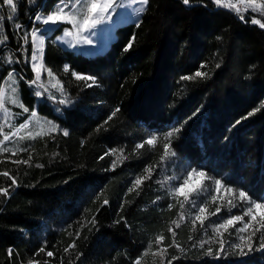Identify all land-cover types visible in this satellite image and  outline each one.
<instances>
[{
	"label": "trees",
	"instance_id": "obj_1",
	"mask_svg": "<svg viewBox=\"0 0 264 264\" xmlns=\"http://www.w3.org/2000/svg\"><path fill=\"white\" fill-rule=\"evenodd\" d=\"M66 2L16 0L8 20L0 0V37L7 36L0 86L10 95L15 87L24 107L56 126L0 152V173H9L0 175V189H8L0 195V264H264L257 250L264 228L252 250L233 247L260 227L256 221L242 233L213 231L246 203L228 194L218 214L211 215L217 205L207 207L202 226L192 223L199 199L193 206L191 196L170 195L179 175L196 169L264 201V29L251 17L264 18L249 10L241 20L208 0H148L137 22L116 27L107 48L88 55L57 43L68 27L61 24L42 32L43 67L33 85L31 37H23L39 29L36 14ZM5 106L23 113L19 123L30 116L7 99ZM138 177L146 178L135 185Z\"/></svg>",
	"mask_w": 264,
	"mask_h": 264
},
{
	"label": "snow or ice",
	"instance_id": "obj_2",
	"mask_svg": "<svg viewBox=\"0 0 264 264\" xmlns=\"http://www.w3.org/2000/svg\"><path fill=\"white\" fill-rule=\"evenodd\" d=\"M29 3H34L35 0H28ZM137 2L141 5L139 8L134 9L137 14L143 13L145 11V6L148 3V0H137ZM184 5L190 6V0H182ZM212 2L217 7H224L229 10H234L239 18L241 20H244L245 17L242 13L247 12L251 10L252 13H258L259 17L264 18V0H212ZM3 5L7 6L9 9V15L7 17L8 20H13L15 18V14L17 12V3L16 0H2ZM79 5V7H78ZM239 5V6H238ZM117 6V0H68L66 3L58 4L54 10L48 12L46 15L39 13L34 16V23L43 24L45 27L43 29L33 28L30 33H26L23 37L24 41L27 43L29 40V36L31 37L33 52L31 59L32 61H36L37 57L39 56L42 60L43 53H44V47H45V36L41 34L48 33L52 30H55L59 27L61 24H68L71 25V29L65 28L63 29L65 36H74L78 43H86L91 44L92 41L89 39L87 35H84L85 33H91L93 29L97 27V25L101 24L102 22L110 19V10L114 9V7ZM120 7H124L123 0H120ZM4 19L3 16H0V22H2ZM251 23L254 25H258L261 29H264V22L260 18H257V16L251 17ZM15 27L17 29L22 28V25L16 24ZM7 40V36L0 37V44H3ZM129 47H131V44H129ZM125 51L128 50V48L124 49ZM9 63H11V59L8 60ZM43 65L41 64L39 67L36 63H33V71L36 72V79L32 80L31 84H36L37 81L40 80V68H42ZM49 77H52L51 70H46ZM65 71H69L68 67L65 66ZM75 78L77 80H84V81H94L95 78L91 76H84L77 73H73ZM196 76H203L204 73L196 72ZM184 79H191V77H184ZM8 82L11 84H15V80L13 78V74H8ZM40 87H43V85H39ZM91 87V85H88ZM17 92V89L15 87H11V95L6 96V87L0 86V112H3L5 117L8 116L9 110L5 106L6 99L11 104L17 105L20 108L23 109L24 112H29L30 117L34 120L35 124L37 125L38 130L33 132H28V136L35 138V136L42 135L45 125H48V130L52 131L56 129V126L51 124L50 121H44L41 122L39 119H37V112L35 110L30 111L28 108L24 107L23 104H21L18 99L16 98L15 94ZM36 96H40L41 93L37 91L35 93ZM61 104H65L66 100L61 99L59 101ZM119 111V109H117ZM115 115V113H113ZM2 127L0 126V134H2ZM29 127L28 123L21 124L18 128L15 129L14 132L11 133V135L15 136L17 135L21 130L27 129ZM68 133L65 131L64 135H67ZM171 135V133H169ZM24 137H21L23 139ZM10 136L8 134L3 135V140H0V152H9L11 149L7 147H3V144L5 141H9ZM156 140V137H151L149 140H147L145 143L152 144ZM137 148L143 147L142 144H139L136 146ZM168 145L165 144V155L168 154ZM15 155V152L12 153ZM174 155V153H172ZM31 159V157H29ZM27 163V161H17V163ZM39 166V165H38ZM113 167H115V162L113 163ZM146 172H150V169H146ZM0 175L3 176H9L8 172L0 173ZM200 177L203 179H208L207 174L203 171H197L196 169H192L191 171L187 172V176L182 180V182L175 187L171 192L170 195H183L185 201L189 200L190 193H187L184 191L186 186L189 185L190 179L193 177ZM146 177H138L135 181V185H140ZM12 183L15 184L16 180L12 178ZM215 191L218 193L221 188H223L228 194L232 195L234 199L239 200L241 203H246L247 207L244 210L242 215H231L228 218L224 219L222 222H216L215 226L213 228L214 232H219L220 229H224L225 231L229 227H234L237 222L242 223V227L237 229V232H245L247 229H249L252 225L253 221H256V215L254 214V209L259 210L262 213H264V201H254L252 198L245 192V191H239L237 192L235 189L231 187H227L221 183L220 180H215ZM134 185V186H135ZM201 190H203L201 186ZM131 191V189H130ZM0 195H8V189H0ZM213 202L216 201L217 196L213 195L211 197ZM104 203H107V200L104 201ZM193 206H196V201H191ZM230 207H236V204L233 203L232 199H229L226 202ZM181 209H183L184 205L183 203L180 204ZM230 210V209H229ZM221 211V206H217L215 210L211 213V215H216ZM207 207L206 205H199L197 206V213L192 220L193 225L195 224L196 220H199L201 225L203 226L204 220L207 219ZM244 216H250L251 219L247 222H244ZM185 217L184 215L180 216V220H183ZM173 223L176 224V227H179L180 224L177 221H174ZM260 227L255 228L247 237L241 236V244L233 245L234 248L243 250L244 246H247L249 250H252L253 246L257 243V240H253V237L256 236V232H261V228H264V215H261L260 221H259ZM169 231H172L170 228ZM175 233L173 232V236ZM163 239V236H158L156 238L157 242ZM204 243H207V241H204ZM258 249L257 250H264V232H261L260 236L258 237ZM203 244L201 245V247ZM222 250V248H221ZM41 251H44V249H41ZM67 251V249L65 250ZM209 254H211V249L208 250ZM48 256H52L53 253L48 252ZM29 264H36L34 261H30ZM135 264H140L139 260L135 262Z\"/></svg>",
	"mask_w": 264,
	"mask_h": 264
},
{
	"label": "rangeland",
	"instance_id": "obj_3",
	"mask_svg": "<svg viewBox=\"0 0 264 264\" xmlns=\"http://www.w3.org/2000/svg\"><path fill=\"white\" fill-rule=\"evenodd\" d=\"M233 2H235V0H233ZM123 3L125 6L120 7L119 6L120 0H117V6H115L114 9L110 10L109 13L110 19L97 25V27L93 29L91 33L84 34L87 35L89 39L92 41L91 44H86L82 42L78 43L74 36H65L64 31L59 36H57L55 40L57 41L58 44L62 45L63 47L74 50L75 52L78 53H82L86 55L101 53L104 46L109 45V40L111 38V35H114V29L116 27L130 22H137L138 19L140 18L141 13L137 14V12L134 10L141 6L137 2V0H123ZM39 25H40L39 29H43L45 27L43 24H39ZM66 28L71 29V25H68V27ZM33 63H36L37 66L39 67L41 65V58L38 56L35 62L32 61L31 64L32 69H33ZM35 76H36V72H35ZM7 95L10 94L6 92V96ZM8 110H9V114L7 117H5L3 112H0V126H3L2 134H0V140H3L4 134H8L10 136V139L9 141L4 142L3 147H6L8 145L7 148L12 150L11 148L12 144H10L11 142L13 141L17 142L18 140H22L21 137H24L23 139L32 138L28 136V132L35 133V131H37L38 128L34 120L30 116L24 122L19 123V120L23 116V113L15 112L11 108H8ZM40 121L43 122L42 120ZM23 123H28L29 127L27 129L21 130L15 136L11 135V133L14 132L15 129L18 128ZM47 130L48 127L45 125L42 135L46 133ZM186 176H187V172H185L182 175H179V177L176 180V183L174 184V188L177 187ZM201 186L203 190H201ZM215 188L216 186L214 182H209L206 181L205 179L202 180L200 177L193 176L189 181V185L186 186L184 191L190 193V196L193 198V200H196V202L197 199H199L200 200L199 205L203 204L206 205V207H209L211 205H217L223 207L225 205V197L228 195V193L223 188H221V190L217 193L215 191ZM213 195L217 196L215 202H213V200L211 199ZM217 206L214 207L216 208ZM196 213H197V209L195 212L192 213V216H195ZM254 214L256 215V223L259 224L260 217L261 215H264V213L254 209ZM247 217H248L247 219H244V222H247L251 219L250 216ZM240 227H242V223L237 222L234 227H229V228H233L234 231L237 232V229ZM223 232H225V230L220 229L218 234L220 235Z\"/></svg>",
	"mask_w": 264,
	"mask_h": 264
},
{
	"label": "crops",
	"instance_id": "obj_4",
	"mask_svg": "<svg viewBox=\"0 0 264 264\" xmlns=\"http://www.w3.org/2000/svg\"><path fill=\"white\" fill-rule=\"evenodd\" d=\"M114 28H115V27H114ZM113 39H114V35H111V38H110V40H109V43H110ZM106 48H107V45L104 46V48L102 49V51L105 50Z\"/></svg>",
	"mask_w": 264,
	"mask_h": 264
},
{
	"label": "built area",
	"instance_id": "obj_5",
	"mask_svg": "<svg viewBox=\"0 0 264 264\" xmlns=\"http://www.w3.org/2000/svg\"><path fill=\"white\" fill-rule=\"evenodd\" d=\"M208 1L210 2L211 5L214 4V3L212 2V0H208Z\"/></svg>",
	"mask_w": 264,
	"mask_h": 264
},
{
	"label": "bare ground",
	"instance_id": "obj_6",
	"mask_svg": "<svg viewBox=\"0 0 264 264\" xmlns=\"http://www.w3.org/2000/svg\"><path fill=\"white\" fill-rule=\"evenodd\" d=\"M224 8V7H223ZM225 9H227V8H225Z\"/></svg>",
	"mask_w": 264,
	"mask_h": 264
}]
</instances>
